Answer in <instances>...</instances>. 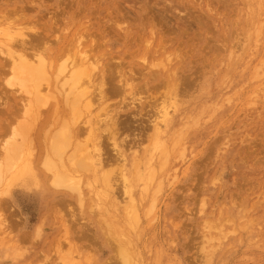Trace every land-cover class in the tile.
Masks as SVG:
<instances>
[{"label":"rangeland","instance_id":"obj_1","mask_svg":"<svg viewBox=\"0 0 264 264\" xmlns=\"http://www.w3.org/2000/svg\"><path fill=\"white\" fill-rule=\"evenodd\" d=\"M17 29L53 84L80 40L102 92L91 115L57 90L24 115L0 54L1 168L5 144L24 148L0 181V264H264V0H0V44ZM71 123L58 184L46 162ZM92 141L97 165L73 163Z\"/></svg>","mask_w":264,"mask_h":264},{"label":"bare ground","instance_id":"obj_2","mask_svg":"<svg viewBox=\"0 0 264 264\" xmlns=\"http://www.w3.org/2000/svg\"><path fill=\"white\" fill-rule=\"evenodd\" d=\"M17 30L20 31V29ZM19 31H17V33L20 38H17L18 36L15 35L16 34L15 31L14 36L16 37L12 36V38L9 40L10 42L5 45L0 44V54L6 57V60L10 66V70L8 72L9 74H11V80H8L7 83L11 86H14L18 82L20 84V89H22L27 96V97L22 96L21 99V103L23 102L22 104L23 106L21 110L23 111L24 115H28L30 117L34 116V114L37 113L41 109V107L44 106L53 97L51 95L53 92L51 91H55V90L61 91L63 93L64 101L71 108L74 117L81 116L82 110L84 108L91 115L95 104L99 105L100 103L98 102L99 99L96 98L97 96L94 93L95 92L98 93V91L95 90H99L98 86L95 83L96 82L95 77L101 60L96 58L95 55L88 53L89 51H87L84 47H82L80 40H78L76 44V50L72 55V57L60 61V63L58 62V67L56 69L57 72L55 75L56 80H55V84H53L51 82L48 73V67H50L49 66L50 64L48 62L46 53H44L43 51L29 52L28 51L29 47L27 44L30 42V40H27L28 36L25 32H23V30H21L20 32ZM9 35H13L12 32ZM34 38L33 40H35ZM142 58L146 60L144 56ZM12 81H15V83H13ZM125 85L131 86L130 83L128 82H126ZM100 90L99 93L101 94L102 91ZM53 94L55 95V93ZM55 97L56 96H54V98ZM172 100H173V96H170L168 97V99L164 100L163 102L162 108L159 111L160 112V116H158L159 120L155 122V131L157 133L161 130L163 126L166 127L168 125V122L171 117L170 107L172 108L174 107V102ZM108 116H109L108 111H104L96 115L95 118L93 119L91 117L90 119H86L85 122L89 123V125L95 124V127L93 126L89 130L90 134L95 132L96 129L94 128H96L99 125L100 121H103ZM110 120L112 121V118H109V120H107L109 121V124H110ZM73 121H72L73 124L77 122L76 120L74 122ZM72 123L69 126L64 125L63 128H60L61 130H59L58 135L61 136H58L57 139L58 141H54L52 143L54 151L56 155L59 156L60 160L55 161V163L54 161H49V160L46 162L48 169L54 172L53 174L55 175V181L58 184H64V182L66 181L69 182L70 180V175L69 173H67L68 170L67 172L65 170L64 149L67 146H69L71 142V140L69 139L72 137L71 136L72 134L70 133L69 130L70 127L73 125ZM14 131L15 130L13 129V132ZM83 146H84L83 144L77 143L76 147L80 151H82V153L80 155V158L74 156L72 158V162L76 164L79 163L82 164L83 161L84 162L89 161L91 167L93 166L95 167V165H97V161L99 162L101 155L99 151L100 150L99 143H97L96 141H92L91 144H87V146H84V149L86 147V150L83 149ZM3 149L4 151L3 150L1 151L2 154L4 153V156H6V160H5L6 168H1L0 166V181H3L4 179L3 177L7 175L8 173L7 170H10L11 173L12 169L17 170L20 167L18 162L21 159L18 158L24 151V148L22 149V151H20L19 144H17L16 142H12L10 146L5 144L3 146ZM85 151H87L88 153L87 157H85L86 155L84 156ZM24 154L26 155V153ZM123 160L126 161L127 157L124 156ZM86 163L89 166V163L88 162ZM100 163L102 164V161H100ZM138 165H139L137 166L138 170H140L142 167L145 166V164H141L139 162ZM125 169L126 167L121 168V176L124 179L125 192L127 195L130 196V199L134 201V191L132 188L134 185H132L129 174L127 173V171H125ZM3 171L5 172L7 171L6 174ZM109 180H110L109 178H106L105 180L106 183L110 184L111 180L110 181Z\"/></svg>","mask_w":264,"mask_h":264}]
</instances>
